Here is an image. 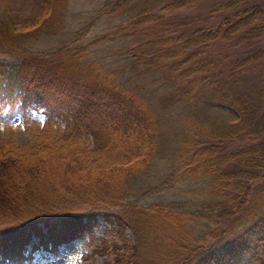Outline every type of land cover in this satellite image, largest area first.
Returning <instances> with one entry per match:
<instances>
[{
  "label": "trees",
  "instance_id": "16d2710c",
  "mask_svg": "<svg viewBox=\"0 0 264 264\" xmlns=\"http://www.w3.org/2000/svg\"><path fill=\"white\" fill-rule=\"evenodd\" d=\"M30 1L39 11L37 18L0 25V37L23 48L19 62H0V123L19 118L32 128V113L41 112L46 129L54 122L64 128L60 143H44L32 154L0 148V264H29L25 248L33 238L38 240L34 250L52 253L91 238L100 216L113 221L118 241L106 250L111 261L103 264H159L158 248L170 250L167 264H264V203L241 214L249 196L245 187L264 178V113L258 118L247 94L222 88L211 50L216 42L253 46L244 57L224 62L232 82L251 75L264 58V48L255 50L264 34L261 6L228 0L218 8L226 16L217 23L194 26L173 15L207 0H109L104 15L121 18L122 32L134 45L126 51V67L132 71L123 84L88 58L89 49L107 41L106 35L87 46H61L45 55L27 50L30 40L63 30L69 4ZM157 93L161 99H151ZM165 100L184 107L185 122L201 136L190 161L176 173L183 168L185 178L212 177L239 192L235 206L212 203L230 215L229 222L199 237L188 226L198 214L113 195L150 169L163 135L171 132ZM197 104L228 110L219 121L195 114ZM88 138L92 143H83ZM61 201L75 210L68 211Z\"/></svg>",
  "mask_w": 264,
  "mask_h": 264
},
{
  "label": "rangeland",
  "instance_id": "374dc122",
  "mask_svg": "<svg viewBox=\"0 0 264 264\" xmlns=\"http://www.w3.org/2000/svg\"><path fill=\"white\" fill-rule=\"evenodd\" d=\"M108 1L69 0L63 30L55 35H43L35 40H30L25 43L24 47L29 51L45 55L50 50L61 46H87L94 37L106 35L107 41L89 49L88 58L101 70L114 72L116 74L114 78L124 84L123 81L130 77L132 71L126 67L129 63V60H126L129 58L126 51L132 49L134 45L131 38L122 32L123 20L119 17L113 18L104 15L103 8ZM226 1L228 0H207L195 9L175 13L173 16L175 18L177 16L186 17L194 26L215 24L224 15L226 16L218 9ZM252 1L258 3L264 13V0ZM0 14L2 15L0 16V25H6L13 21L29 23L28 21L37 18L39 11L37 12L30 0H0ZM163 16L170 17L172 15L163 14ZM262 22L264 23V14ZM116 31L120 32L116 33ZM235 44V41L213 44L211 50L218 60L217 69L221 70V76L218 78L221 77V86L225 91L233 89L247 94L252 104L259 110V112L257 111L259 118L264 113V58L259 61L251 75L242 76L241 81L232 82L227 76L228 71L224 62L244 57L246 52L253 47L245 46L244 43L239 46ZM19 45L0 37V62L8 65L19 62L23 51ZM255 46V50L264 48V34L256 40ZM153 81H156L155 76L152 77L150 84ZM157 86L159 85L154 83V87L157 88ZM157 94L151 99L160 100L161 95ZM162 103L167 105L165 109L166 126L171 132H166L163 135L158 153L150 165V169L134 178L133 182L130 181L128 188L121 189L118 193L114 192L113 195L123 198L126 202L142 206L170 204L177 205L186 212L198 214L197 219L189 218L188 226L195 227L192 230V235L199 237L208 232L209 227H222L229 222L230 215L225 214L221 209H216L217 205L212 203L220 202L227 208L235 206L240 201L239 192L233 185L223 186L215 182L212 177L185 178L182 176L183 168L177 170L178 173H176L177 167H184L190 161L196 151V143L201 136H195V131L185 122L187 115L184 107L178 106L180 104L172 105L170 100L162 101ZM222 109L223 111L228 110L226 107ZM192 110L195 114L211 116L219 121L225 116L220 109L207 110L198 104L194 105ZM32 120L34 123L32 128H26L19 118H15L7 124L0 123V148L15 155H24L32 154L44 143L49 145L60 143L63 123L54 122L46 129L45 118L41 112H33ZM83 143L91 144L92 140L88 138ZM245 189L248 190L249 196L241 214L250 213L264 203V178L252 184L249 189L247 187ZM60 203L68 211L74 209L73 204H68L66 201ZM209 206L212 208L207 210ZM127 233L129 238L133 239L131 232L127 231ZM116 235L117 227L113 221L108 220L107 222L100 216L91 238L83 237L62 245L54 254L43 249L34 250V247L38 245V240L33 238L25 248V255L31 257L29 264H80L81 256L77 253H82L83 264H103L105 261H111V258L106 257L105 254L106 250L109 251L112 249V245L118 242ZM209 239L207 238L206 243L209 242ZM156 251L157 259L162 260L159 261V264H167V255L170 250L158 248Z\"/></svg>",
  "mask_w": 264,
  "mask_h": 264
},
{
  "label": "clouds",
  "instance_id": "9594fccd",
  "mask_svg": "<svg viewBox=\"0 0 264 264\" xmlns=\"http://www.w3.org/2000/svg\"><path fill=\"white\" fill-rule=\"evenodd\" d=\"M77 255L81 256L80 264H83V254L82 253H77Z\"/></svg>",
  "mask_w": 264,
  "mask_h": 264
}]
</instances>
